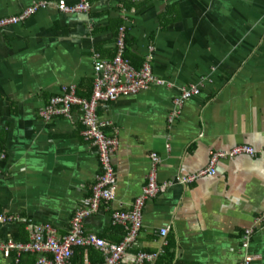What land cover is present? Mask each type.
<instances>
[{
  "label": "crops",
  "instance_id": "0c3cea01",
  "mask_svg": "<svg viewBox=\"0 0 264 264\" xmlns=\"http://www.w3.org/2000/svg\"><path fill=\"white\" fill-rule=\"evenodd\" d=\"M39 1L0 0V18ZM89 2L88 12L77 13L49 5L0 31V216L11 217L0 221V242H28V223L64 236L91 194L101 168L76 107L50 120L40 110L64 87L91 97L95 59L115 55L123 25L129 58L140 67L149 58L166 83L98 104L105 133L117 140L116 184L111 201L83 220L85 231L122 240L125 228L112 223V212L133 208L155 153L156 181L166 187L145 201L125 261L145 252L155 258L144 264H242L246 256L264 264V154L223 158L215 174L181 181L214 152L264 147V0ZM191 87L198 92L182 98ZM80 248L81 264L103 261L90 260L97 249ZM37 257L0 250V264H36Z\"/></svg>",
  "mask_w": 264,
  "mask_h": 264
},
{
  "label": "built area",
  "instance_id": "2783aa9c",
  "mask_svg": "<svg viewBox=\"0 0 264 264\" xmlns=\"http://www.w3.org/2000/svg\"><path fill=\"white\" fill-rule=\"evenodd\" d=\"M54 5L64 13L88 12L90 9L89 0H79L74 5L58 1H39L24 8L21 13L13 16L0 18V31L8 25L17 24L24 21L31 14L40 8ZM125 27L118 28L115 46L116 53L111 59H101L97 57L94 62L93 91L90 98H82L76 95L75 87H64L60 95L49 99L45 107L40 110V115L47 120L54 116L64 115L70 117L74 108L79 113L82 125V135L85 140L96 148L101 172L97 176L91 188V194L84 201V206L77 210L75 217L70 222L68 232L61 237L56 235L55 229L49 224H27L29 231L28 242L15 241L11 238L0 242V250L7 256L10 251L37 253L36 264H73L71 258L75 247H92L103 255V261L97 263L84 262L83 264H144L155 258V254L138 252L131 263L125 261L124 255L128 247L136 240L137 234L142 226V209L147 199L155 197L164 190L166 184H158L155 177V167L159 161L158 156L152 154V169L148 175L147 183L143 186L139 196L136 197L133 208L129 211L112 212V223L125 228V234L120 242H110L103 237L93 233H88L84 229L83 220L96 212L102 203L111 201L114 195L116 184L115 172L111 157L117 147V140L110 137L104 131L107 125L96 113V108L100 102H110L121 96L135 94L147 89L151 85H163L166 81L153 74L149 64V58L145 60L141 67H133L124 56L125 52ZM198 92L195 87L182 91V98ZM182 102L176 100L178 106ZM73 109V110H72ZM264 154V147L254 148L249 145H237L227 151L214 152L209 159L207 166L194 174L184 176L181 181L192 182L197 178L215 174L216 164L220 159L230 158L239 155L255 157ZM11 220V217L0 216V221ZM166 229L161 228L160 234L166 235ZM251 230H247V236ZM248 241L243 243L246 247ZM45 254H51V258ZM252 258L246 256L242 264H250Z\"/></svg>",
  "mask_w": 264,
  "mask_h": 264
},
{
  "label": "trees",
  "instance_id": "16d2710c",
  "mask_svg": "<svg viewBox=\"0 0 264 264\" xmlns=\"http://www.w3.org/2000/svg\"><path fill=\"white\" fill-rule=\"evenodd\" d=\"M120 26H121V25H120ZM120 26H119V27H120ZM119 27H118V28H119ZM124 56H125L128 60L130 59L129 56L127 55V52H126V46H125ZM129 62H130V64H131L133 67H135V68H139V67H140V65H137V64L133 63V61H132L131 59L129 60ZM142 64H143V62L141 63V66H142ZM123 231H124V234H125V230H123ZM170 247H171V243L168 244V245L165 247V249H164V251H165V253H166V257L169 258V259L172 258L171 253L169 252ZM90 250H91L92 253H93V256H92V257L90 256V260H91L92 262L103 260V259H102V256H101L100 253H98V252H96V251H94V250H92V249H90ZM83 252H84V249H83V248L75 247V248H74L73 256H72V258H71V262H72L73 264H78V263L81 264V262H82V258H83ZM169 254H170V255H169ZM135 256H136V255H135ZM158 257H159V256H158Z\"/></svg>",
  "mask_w": 264,
  "mask_h": 264
}]
</instances>
